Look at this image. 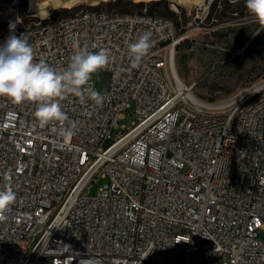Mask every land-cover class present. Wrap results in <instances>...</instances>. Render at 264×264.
Here are the masks:
<instances>
[{
    "label": "built area",
    "instance_id": "1",
    "mask_svg": "<svg viewBox=\"0 0 264 264\" xmlns=\"http://www.w3.org/2000/svg\"><path fill=\"white\" fill-rule=\"evenodd\" d=\"M21 0H0V44L15 22L34 60L67 67L73 42L108 48L105 100L63 110L78 121L65 140L40 128L35 104L0 97V189L16 200L0 219V264H264V88L222 108L180 95L168 51L176 19L80 9L25 24ZM151 34L139 66L128 44ZM183 39V38H182ZM137 120L114 135L132 109ZM59 128V124L56 125ZM109 181L96 195V173Z\"/></svg>",
    "mask_w": 264,
    "mask_h": 264
},
{
    "label": "rangeland",
    "instance_id": "2",
    "mask_svg": "<svg viewBox=\"0 0 264 264\" xmlns=\"http://www.w3.org/2000/svg\"><path fill=\"white\" fill-rule=\"evenodd\" d=\"M150 1L21 0L20 10L28 24L68 16L82 8L135 12L140 10V3H147L154 14L176 19L174 66L199 98L207 102L227 101L264 78V25L248 13L244 0H159L155 4ZM100 77H95L98 89L109 84L110 73L102 71ZM227 109L223 107L221 111ZM133 110L132 103V109L120 118L114 135L122 126L137 120ZM93 179L89 195H96L109 181L101 172ZM260 237L264 238V229Z\"/></svg>",
    "mask_w": 264,
    "mask_h": 264
},
{
    "label": "clouds",
    "instance_id": "3",
    "mask_svg": "<svg viewBox=\"0 0 264 264\" xmlns=\"http://www.w3.org/2000/svg\"><path fill=\"white\" fill-rule=\"evenodd\" d=\"M248 13L264 25V0H244ZM16 23L9 22V35L0 44V97L13 104H35V118L40 128L52 125L51 130L65 140L77 132L78 121L69 119L62 101L70 95L81 104L87 101L102 106L105 96L92 84L94 73L105 68L111 61L108 48L90 51L73 42V54L67 67L57 70L43 59L34 60V49L29 37L15 33ZM151 34L143 33L128 44V55L134 67L139 66L152 48ZM59 124V128L56 125ZM16 200V193L9 185L0 189V219Z\"/></svg>",
    "mask_w": 264,
    "mask_h": 264
},
{
    "label": "bare ground",
    "instance_id": "4",
    "mask_svg": "<svg viewBox=\"0 0 264 264\" xmlns=\"http://www.w3.org/2000/svg\"><path fill=\"white\" fill-rule=\"evenodd\" d=\"M172 6L174 5L172 4ZM172 8L173 10L178 12V9L176 7H172ZM28 11L32 12L30 7ZM173 50H174V45H171L168 51V62L171 70V75H170L171 80L174 82L180 95H183L186 100L191 101L194 104L204 106L208 109L223 108V107H227L229 104L236 101L237 99L248 97L264 88V78H263L257 84H254L252 87L248 88L247 90H245L244 92H242L241 94L237 95L232 99L223 102H207L199 98L196 94H194L193 91L191 90V87H188V85L179 76L176 67L174 66L175 60H174Z\"/></svg>",
    "mask_w": 264,
    "mask_h": 264
},
{
    "label": "trees",
    "instance_id": "5",
    "mask_svg": "<svg viewBox=\"0 0 264 264\" xmlns=\"http://www.w3.org/2000/svg\"><path fill=\"white\" fill-rule=\"evenodd\" d=\"M122 0H119V2H121ZM159 0H152V1H150L151 2V4H155L156 2H158ZM128 3H132L131 1H128ZM141 4V6H140V9L145 5V4H147V3H140ZM149 11L151 12V9H149ZM153 13V12H152Z\"/></svg>",
    "mask_w": 264,
    "mask_h": 264
}]
</instances>
